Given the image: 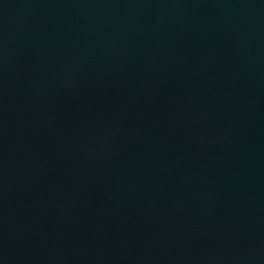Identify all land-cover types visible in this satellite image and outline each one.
Instances as JSON below:
<instances>
[{"label":"water","instance_id":"95a60500","mask_svg":"<svg viewBox=\"0 0 264 264\" xmlns=\"http://www.w3.org/2000/svg\"><path fill=\"white\" fill-rule=\"evenodd\" d=\"M0 264H264V0H0Z\"/></svg>","mask_w":264,"mask_h":264}]
</instances>
